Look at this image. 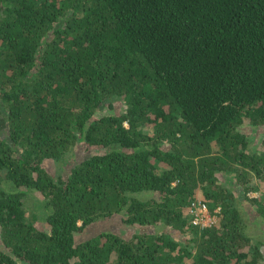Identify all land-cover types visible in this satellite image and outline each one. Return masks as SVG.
Here are the masks:
<instances>
[{"label":"trees","instance_id":"1","mask_svg":"<svg viewBox=\"0 0 264 264\" xmlns=\"http://www.w3.org/2000/svg\"><path fill=\"white\" fill-rule=\"evenodd\" d=\"M244 122L264 124V0H0V264H264L238 207L264 217V136ZM114 213L181 235L78 239Z\"/></svg>","mask_w":264,"mask_h":264},{"label":"rangeland","instance_id":"2","mask_svg":"<svg viewBox=\"0 0 264 264\" xmlns=\"http://www.w3.org/2000/svg\"><path fill=\"white\" fill-rule=\"evenodd\" d=\"M113 107L117 112H120L124 108L123 101H120V99H115L113 102ZM112 110L109 109L108 105H102V107L99 108L100 113L104 112H110ZM240 129L248 135L252 149H259L261 146V138L264 136V124H258L254 125L249 122H244ZM85 150H82L81 148L75 149L71 154L73 157L81 158L84 156ZM70 154H67L66 159L68 158L71 162V158L69 157ZM67 167V165H65ZM219 178L229 184H232V188L234 187V191L239 192L242 191V185L239 183H235V178L232 176V174H228L225 172H219L218 173ZM250 195H256L257 192L250 191ZM40 193L39 191L35 189H30L28 192L24 195V203L27 208H33L39 212L38 217H36L35 221L42 226L43 220L40 218L41 215V208L38 204V200L40 199ZM239 209L242 212V215L246 222V231L250 235L252 242H255L257 245H259L260 249L264 253V217L260 216L256 213L253 206H251L247 201L243 200L239 203ZM100 230H110L117 234H120L123 237H129L132 236L134 233L138 232H151V233H157L162 232L163 230L170 232L172 235H181L180 231L174 229L170 225H165L163 223H152V224H146L141 225L140 224H133L128 225L122 221L121 213L112 214L108 218H100L98 220H95L91 222L90 224L86 225L82 231L78 233V239H84L87 238L93 234L98 233ZM185 237V234L182 235Z\"/></svg>","mask_w":264,"mask_h":264},{"label":"built area","instance_id":"3","mask_svg":"<svg viewBox=\"0 0 264 264\" xmlns=\"http://www.w3.org/2000/svg\"><path fill=\"white\" fill-rule=\"evenodd\" d=\"M189 212L192 214L191 221L193 224L207 226L216 220L215 214L210 212L207 204L199 198L192 199Z\"/></svg>","mask_w":264,"mask_h":264}]
</instances>
